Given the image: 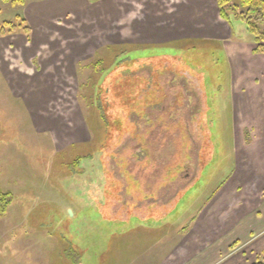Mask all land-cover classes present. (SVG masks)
Returning <instances> with one entry per match:
<instances>
[{"label":"rangeland","instance_id":"rangeland-1","mask_svg":"<svg viewBox=\"0 0 264 264\" xmlns=\"http://www.w3.org/2000/svg\"><path fill=\"white\" fill-rule=\"evenodd\" d=\"M202 2L207 11L215 9L218 13L216 0ZM198 4L199 0H26L25 5H13L0 0V26L14 25L0 36V187L13 196L7 214L0 216V264H164L169 247L171 254L182 247L215 187L228 175L229 145L233 142L225 139L229 134L227 127L231 130L227 118L232 115L234 102L239 108L235 109L232 135L237 136L234 143L241 145L240 163L246 162L243 154L246 143L253 134L264 131V55L254 54V37L244 23L234 21L232 29L223 23L226 32L216 43L222 42L225 51L213 46L199 49L204 60L211 56L207 62L211 68L206 65L202 68L214 90V108L219 114L215 122L223 123L217 130L223 139L219 145L213 144V158L201 170V182H194L199 173L195 145L203 143L205 126H199L203 123L201 116L190 120V160L178 180L161 191L159 198L171 195L174 199L188 183L194 182L193 189L187 198L181 199L182 205L177 215L171 214L169 223L159 229H145L142 222L132 220L131 225H136L134 231L129 232L130 224H126L127 228L122 230L126 233L113 237L108 225L101 226L100 231L91 206L95 199L85 197L83 189L76 193L72 187L73 183L103 186L100 154L96 153L91 160L83 159L85 172L81 175L70 167L95 148L96 136L91 127L95 113L88 97L92 81L97 80L96 62L101 60L110 68L113 55L123 51L134 54L144 46L161 51L155 46L181 41L176 39L195 30L216 37L218 26L206 21L204 26L199 24L205 12L198 11ZM168 18L171 33L176 36L171 42L162 37L170 31L158 28L168 26ZM197 36L195 39L201 40V35ZM212 59L219 66L214 67ZM228 69L234 72L229 75ZM239 69L249 72L240 78ZM238 79L241 82L237 84ZM188 80L192 89L200 93L198 80L189 75ZM180 82L176 79L175 86L180 87ZM240 97H245V101ZM194 102V98H189L190 107ZM212 128L214 134L217 126ZM176 138L177 135L171 137L168 149L163 152L167 160L171 154L173 161ZM112 169L116 172L117 166L114 164ZM119 177L124 179L121 174ZM122 198L114 208V215L132 199L126 190ZM127 217L123 211V218ZM258 223L262 227L264 217ZM79 228L88 229L92 239L77 236ZM72 238L86 252L83 263L64 257L67 243L63 241ZM93 238L99 239L97 245L91 243ZM255 253L250 264L264 261V253Z\"/></svg>","mask_w":264,"mask_h":264},{"label":"trees","instance_id":"trees-1","mask_svg":"<svg viewBox=\"0 0 264 264\" xmlns=\"http://www.w3.org/2000/svg\"><path fill=\"white\" fill-rule=\"evenodd\" d=\"M2 1L13 5L26 3V0ZM216 1L221 19L230 25L234 21L244 23L249 34L254 37V54L264 55V0ZM17 20L21 21L20 18ZM13 27L11 23L0 26V36ZM216 44L205 40H181L155 46L161 51H152L149 46H144L134 54L120 52L117 56L113 55L110 68L101 60L96 62L94 68L97 80L92 81V93L88 97L95 113L94 126H91L96 136L95 148L93 153L76 159L70 168L75 174L81 175L85 172L82 167L83 159L91 160L100 154L104 172L103 186L93 183L83 186L73 183L75 185L72 186L76 193L83 189L85 197L95 199L91 204L96 213L93 220L99 223L100 231L101 226L108 225L113 232L112 237L121 236L126 233L122 231L127 228L126 224H130L129 232L135 230L136 225H131L134 222L132 220L142 222L141 227L145 229H159L169 223L171 214L179 211L181 199L188 197L194 182H201V170L213 158V144L216 142L211 128L217 113L214 108V90L210 88L209 77L202 68L205 65L211 68L207 64L208 60L211 61V56L204 60L199 49H211L213 46L214 49L221 50L220 44ZM212 64L214 67L219 66L215 60ZM188 75L198 80L200 93L192 89ZM176 79L181 81L180 87L175 86ZM191 97L195 102L190 107ZM199 116L202 118L200 121H203L199 126H205L203 143H195L199 173L193 179V184L188 183L185 190L180 191L174 199H171V195H165L161 201V191L178 180L190 160L192 135L189 122L193 117ZM174 135L178 137L177 151L171 161V154L167 160L163 152L168 149ZM114 164L117 166L116 172L112 169ZM120 174L124 179L119 177ZM125 190L126 195L132 199L127 200L114 215V208L118 202H122ZM12 202V194L4 193L0 187V216L7 214ZM139 204L144 205L141 207ZM123 211L127 212V219L123 218ZM68 220L72 222V219ZM92 227L97 229L96 224H92ZM78 231H75L79 234L77 236H83L84 240L92 239L88 229L79 228ZM98 240L93 238L91 243L97 245ZM63 243H67L65 259L83 263L86 252L76 244V240L64 239ZM252 264H264V261L256 260Z\"/></svg>","mask_w":264,"mask_h":264},{"label":"crops","instance_id":"crops-1","mask_svg":"<svg viewBox=\"0 0 264 264\" xmlns=\"http://www.w3.org/2000/svg\"><path fill=\"white\" fill-rule=\"evenodd\" d=\"M202 1L199 0L198 11L205 12V18L200 19L199 24L204 26L205 21L208 24H215L220 30L217 36L195 33V30L189 35L182 36V39H176V36L171 33V19L168 18V26H158L159 29L170 31L167 35H162L167 42H171L173 39L197 40L195 39L198 37L197 35H201L199 37L201 40L213 42H217L222 38L221 34L226 32L223 23H228L221 19L218 8V13H215V9H211V12L207 11ZM202 20L204 21L202 22ZM228 25L231 29L233 28L232 25ZM156 37L154 36V38ZM219 43L222 45L221 50L225 51L222 42ZM231 71L228 69L229 75ZM244 72L249 71L240 70L237 74L241 78ZM240 82L241 80L238 79L237 84ZM244 83L250 84L249 81H244ZM232 92H234V85ZM240 100L245 101V97H240ZM233 106L232 115L227 118L231 130L227 127L229 134L225 139L233 142L229 145V155L231 157V159L229 158L231 163L230 161L229 163L231 165L229 166L228 175L219 186L215 187L216 191L212 193V197L205 203L203 209L201 208L202 210L195 220V227L192 228V233H187L188 238L184 241L182 247L173 251L172 254L171 247H169L164 264H250L251 256H256L254 255L255 251L257 254L264 253V225L260 227L261 225L257 224V221L264 217V194L262 193L264 190V131L251 135L252 138L246 143V149L243 153L246 162L240 163L238 148L241 145L239 142L234 143L237 136H235V133L232 135L235 109L239 108V104L237 105V102H234ZM216 111V118L218 119L217 108ZM221 124L223 123L215 122V125H213L214 127L217 126L213 139L218 145L223 139L221 133L217 132ZM241 191H243L242 194H240ZM258 225L259 227H257ZM257 228L263 229L257 232Z\"/></svg>","mask_w":264,"mask_h":264},{"label":"water","instance_id":"water-1","mask_svg":"<svg viewBox=\"0 0 264 264\" xmlns=\"http://www.w3.org/2000/svg\"><path fill=\"white\" fill-rule=\"evenodd\" d=\"M71 213V212H70Z\"/></svg>","mask_w":264,"mask_h":264}]
</instances>
